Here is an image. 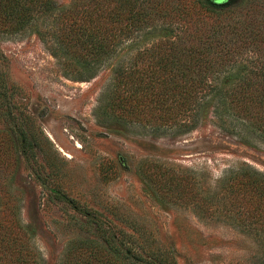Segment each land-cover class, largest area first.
Here are the masks:
<instances>
[{"label": "rangeland", "instance_id": "rangeland-1", "mask_svg": "<svg viewBox=\"0 0 264 264\" xmlns=\"http://www.w3.org/2000/svg\"><path fill=\"white\" fill-rule=\"evenodd\" d=\"M109 79L106 69L77 80L33 34L0 35V264H64L72 241L86 254L102 245L98 264H107L94 217L134 242L109 264L256 262L254 238L212 211L232 171L246 163L264 173V135L245 126L228 135L210 119L186 135L102 124ZM172 174L187 178L196 200L163 195Z\"/></svg>", "mask_w": 264, "mask_h": 264}, {"label": "trees", "instance_id": "trees-1", "mask_svg": "<svg viewBox=\"0 0 264 264\" xmlns=\"http://www.w3.org/2000/svg\"><path fill=\"white\" fill-rule=\"evenodd\" d=\"M243 3L0 0V35L37 36L79 81L108 69L96 111L102 124L119 120L186 135L210 119L228 135L240 134L242 126L264 135V0ZM189 183L172 174L163 195L190 204ZM221 183L213 198L222 208L212 215L229 216L254 238L262 252L253 264H264V173L245 163ZM204 202L198 198L195 206L209 213ZM90 221L108 245L107 264L134 244L122 228L115 233L95 217ZM84 248L69 242L64 264H98L104 247L89 254Z\"/></svg>", "mask_w": 264, "mask_h": 264}]
</instances>
